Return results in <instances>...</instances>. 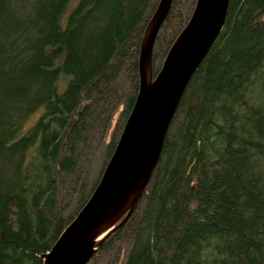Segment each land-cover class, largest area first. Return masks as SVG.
<instances>
[{"label": "trees", "instance_id": "trees-1", "mask_svg": "<svg viewBox=\"0 0 264 264\" xmlns=\"http://www.w3.org/2000/svg\"><path fill=\"white\" fill-rule=\"evenodd\" d=\"M158 1L0 0V264H42L89 199L135 102ZM195 2L173 0L153 75ZM262 263L264 0H229L145 192L86 264Z\"/></svg>", "mask_w": 264, "mask_h": 264}, {"label": "water", "instance_id": "water-1", "mask_svg": "<svg viewBox=\"0 0 264 264\" xmlns=\"http://www.w3.org/2000/svg\"><path fill=\"white\" fill-rule=\"evenodd\" d=\"M172 2L159 0L145 26L137 96L100 180L50 250L40 255L42 264H86L126 221L145 192L180 98L222 30L229 5V0H196L153 75V46Z\"/></svg>", "mask_w": 264, "mask_h": 264}, {"label": "rangeland", "instance_id": "rangeland-1", "mask_svg": "<svg viewBox=\"0 0 264 264\" xmlns=\"http://www.w3.org/2000/svg\"><path fill=\"white\" fill-rule=\"evenodd\" d=\"M196 3V2H195ZM195 6V5H194ZM194 9V8H193ZM178 107V106H177ZM36 115L37 114H35L30 120H29V122H31L32 120H34V118L36 117ZM117 115H118V113H116L115 115H114V117H113V119H112V123H111V128L113 127V125H114V123H115V121H116V118H117ZM30 123H27V125L26 126H28ZM170 125V124H169ZM169 127V126H168ZM93 171H94V168H93Z\"/></svg>", "mask_w": 264, "mask_h": 264}]
</instances>
